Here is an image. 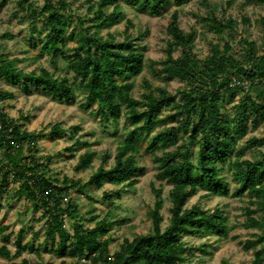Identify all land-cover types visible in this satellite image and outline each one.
<instances>
[{
    "label": "trees",
    "instance_id": "obj_1",
    "mask_svg": "<svg viewBox=\"0 0 264 264\" xmlns=\"http://www.w3.org/2000/svg\"><path fill=\"white\" fill-rule=\"evenodd\" d=\"M120 0H97L92 25L83 27L78 33L72 27L65 0H44L43 5L27 3V9L35 17L44 20L47 31L41 44L39 55L48 53L52 58H62L71 77L57 75L46 68L24 71L14 62L0 55V80L16 87L20 86L25 93L42 91L52 99L62 102L70 101L79 89L85 97L87 106L97 104L101 109L116 117L122 106L127 110V118L132 129L116 147L113 165L105 168L100 165L87 181H71L67 186H57L46 178L41 171L42 162L35 159L34 154L23 156L22 151L31 152L39 138L38 133L22 130L21 126L9 118L0 107V197L10 187L12 181L20 185L16 187L18 195H26L34 208L41 207L46 217L44 235L50 242L49 250L57 252L62 258L70 257L73 264H84L81 260L103 262V264H179L184 260L188 247L181 235H196L199 232H216L224 235L227 230L225 217L219 208L212 211L201 209L198 205L186 208L188 198L199 188H205L220 196H242L247 194L254 198L255 209H246V226L259 231L253 238L246 239L243 248H254L251 264H264V156L257 160L242 159L244 151L257 143V139L248 140L244 145L238 139L245 131L247 120L257 124L264 122V41L260 52L255 41L239 39V48H233L226 41L223 44L210 42L209 53L197 57L191 49L195 32H185L178 25V13L170 15L166 31L170 36L163 67H152V73L166 79L177 78L185 84L179 88L177 95L164 88L157 92L143 93L141 100L132 95L134 86L131 78L138 75L143 68V47L136 43V38L126 34L122 41L112 34L100 33L102 26L116 21L121 12L116 9ZM139 9H146L152 15H161L168 11L171 0H124ZM186 0H174L180 5ZM23 0L19 3L22 5ZM114 5L110 13L106 9ZM263 32L264 16L258 20ZM210 28L216 34L225 29L235 30L236 21L230 17L218 20L212 18ZM86 28V29H85ZM91 31V29H93ZM129 25H126V32ZM75 38L77 44L71 53L63 47L66 41ZM180 47L177 57L173 56L172 46ZM244 76L250 80L249 89L256 96L245 94L234 105L235 113L221 111V99H233L238 92H246L231 85L232 76ZM13 91L0 90V102L11 98ZM168 110L163 118L159 114ZM177 119L176 123L153 136L146 144L145 151L153 153V161L158 163L157 177L171 185L168 196L171 201L169 220L162 227L160 208L163 205L162 190L151 184L155 196L151 210L152 226L146 234H137L132 239L124 238L119 248L110 253V242L105 236L110 223L107 220L95 222L85 227L78 218V209L65 195L70 188L82 191L88 185L101 186L106 180L114 185H134L144 168L137 163L138 143L148 136L158 123L166 118ZM78 126H73L74 135ZM50 135H66L62 124L51 125ZM186 136L171 152L162 156L155 150L170 144H177V137ZM264 138V135H263ZM76 142H78L76 140ZM196 151L195 159L192 152ZM31 155V156H30ZM95 152L85 151L78 157L76 169L83 170L92 162ZM107 156L103 155L102 162ZM229 168L237 187L230 191L222 172ZM111 194L103 193L109 199ZM261 211L259 217L253 215ZM74 219L71 231L65 226V217ZM6 226H0V233ZM11 233L1 235L0 257L11 260L23 250L33 249L30 243H22V232L15 239L16 251L11 252L7 246ZM258 246V248H256ZM190 248V247H189ZM10 264H28L23 258L20 262ZM50 264V263H49ZM59 264H68L61 260ZM222 264H228L226 260Z\"/></svg>",
    "mask_w": 264,
    "mask_h": 264
},
{
    "label": "rangeland",
    "instance_id": "obj_2",
    "mask_svg": "<svg viewBox=\"0 0 264 264\" xmlns=\"http://www.w3.org/2000/svg\"><path fill=\"white\" fill-rule=\"evenodd\" d=\"M19 1L0 0V55H5L24 71L46 68L54 74L71 77L72 72L62 58H52L48 53L38 54L47 28L41 17L33 18L27 9V3L33 2L36 6H41L44 0H23L22 5ZM95 1L97 0H65L69 9L67 14L76 33L83 27L79 17L84 22V27L94 23L88 19L93 17ZM173 1L171 0L172 4L168 11L161 15H152L146 9H139L134 4L120 0L116 8L121 12L120 17L100 28V33L112 34L119 41H122L126 34H130L136 38V43L143 47L142 71L131 78L134 83L132 95L138 100L142 99L143 93H156L158 88H164L169 93L177 95L179 88L185 84L177 78L166 79L152 73V67L156 69L163 67L162 61L166 58L170 40L166 27L174 11L178 13L179 27L185 32H195L191 49L199 58L209 53L210 42L221 45L228 41L233 48L238 49L239 39L242 37L248 41H255L258 52L262 47L263 32L258 20L264 16V0H186L180 5H175ZM113 9L114 5L109 6L106 13L112 12ZM228 17L236 21L235 30L225 29L222 34H216L211 30L212 18L221 20ZM126 25H129L127 32ZM93 30L94 28L91 29ZM76 44L75 38H70L63 49L71 53ZM172 53L177 57L180 47L173 45ZM4 89L13 91L11 98L0 102V107L6 115L15 120L22 130L39 135L35 148L31 152L23 150V156L33 153L35 159H40L42 162L40 170L59 187L67 186L75 180L87 181L100 165L110 168L118 142L132 129L125 106H122L120 113L114 117L105 108L102 112L97 104L87 106L85 97L79 89L75 91L70 101L62 102L52 99L42 91L25 93L20 86L13 87L0 80V90ZM245 94L256 96L255 91L249 89L246 92H238L233 99L222 97L221 111L232 116L235 113L234 105ZM167 113L169 112L165 109L159 117L163 118ZM177 119L179 117L166 118L138 143L137 163L144 170L134 185H114L103 180L101 186L88 185L82 191L73 187L66 193L65 201L68 200L77 207L78 218L85 227H91L95 222L104 219L110 223L107 233L102 236L109 239L110 253L119 248L124 238L132 239L137 234H146L151 230V210L155 201L151 184L162 190L161 225L162 227L167 225L171 207L168 196L171 185L157 177L158 163L153 161V153L146 152L145 147L153 136L174 125ZM251 119L246 121L245 131L240 135L238 144L244 145L248 140L257 139V143L249 146L242 156V159L257 160L264 156V122L254 125ZM55 123L62 124L66 135H50V127ZM73 126L79 128L74 135H70L69 133H73ZM184 137L186 136L180 133L176 145L170 144L156 149L154 153L162 156L171 152ZM87 150L95 152V156L85 169L77 170L75 167L78 157ZM103 155L107 156L104 162ZM191 155L192 159H195L196 151L193 150ZM222 175L227 180L230 191H233L237 183L232 178L231 170L226 168ZM19 185L17 181H12L10 187L0 197V226H6V230L0 233V244L3 243L1 235L11 233L7 246L14 253L15 239L18 233L22 232L21 242L30 243L33 249L23 250L10 261L0 257V264L20 262L23 258L28 260V264H59L61 260L73 264L75 262L73 258H62L57 252L49 250L50 242L44 235L46 217L43 215V209L34 208L26 195H18L16 187ZM104 192L110 193L111 197L105 200ZM253 201L254 198L247 194L239 197L220 196L205 188H199L188 198L185 207L198 205L208 212L219 208L226 219L227 230L224 235H218L216 232L181 235L188 251L179 264H222L223 260L228 264H251L255 249L246 250L243 243L259 233L257 229L249 228L245 224L246 209L256 207ZM253 215L259 217L261 211L258 210ZM73 221L74 219L69 216L65 217L64 226L68 231H71ZM81 261L84 264H103L100 261L95 263L85 259Z\"/></svg>",
    "mask_w": 264,
    "mask_h": 264
},
{
    "label": "built area",
    "instance_id": "obj_3",
    "mask_svg": "<svg viewBox=\"0 0 264 264\" xmlns=\"http://www.w3.org/2000/svg\"><path fill=\"white\" fill-rule=\"evenodd\" d=\"M260 80L264 84V76ZM231 85L240 87L244 90H247V89H249L251 82H250V80L246 79L244 76L235 75V76H232V78H231Z\"/></svg>",
    "mask_w": 264,
    "mask_h": 264
}]
</instances>
